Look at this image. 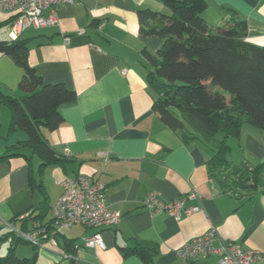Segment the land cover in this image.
<instances>
[{"label":"crops","instance_id":"obj_1","mask_svg":"<svg viewBox=\"0 0 264 264\" xmlns=\"http://www.w3.org/2000/svg\"><path fill=\"white\" fill-rule=\"evenodd\" d=\"M207 2L208 21L222 24L226 10L233 8L248 22V39L264 46V0ZM143 8L167 10L160 0H64L56 6V25L30 26L16 37L9 28L11 17L0 14V39H26L29 63L44 81L62 82L77 94L60 107V127L44 129L50 145L68 158L64 165L40 170L41 159L30 151L29 159L0 161V229L7 230L4 221L22 228L20 216L32 209L52 220V206L64 191L61 181L88 174L105 182L110 207L122 212L120 221L110 227L62 229L56 245L31 243L21 252L35 256V264H144L138 255L124 253L137 242L158 250L152 264H221L215 257L192 260L176 253L212 228L216 244L233 241L259 251L257 264H264V192L220 189L210 172L214 150L201 139L184 141L153 108L156 93L147 81L151 62L144 49L156 55L162 39L139 32L138 10ZM23 77L13 56L0 52V90L23 96ZM11 118L10 107L0 102V154L29 137L25 130H10ZM228 143L234 164L253 168L264 163V129L244 123ZM152 191L165 199L196 192L198 198L188 204L200 210L180 219L149 213L143 200ZM98 230L105 248L82 245L83 236ZM71 241L79 244L74 253L64 248Z\"/></svg>","mask_w":264,"mask_h":264},{"label":"trees","instance_id":"obj_2","mask_svg":"<svg viewBox=\"0 0 264 264\" xmlns=\"http://www.w3.org/2000/svg\"><path fill=\"white\" fill-rule=\"evenodd\" d=\"M160 1L168 11L138 10L139 32L162 39L156 55L144 49L151 62L146 77L156 93L154 110L184 141L201 139L214 150L210 172L220 189L264 192V163L250 168L228 157V139L238 137L245 122L264 129V46L248 39V22L233 8L226 10L222 24L215 25L204 15L207 0ZM28 51L26 39H0V52L13 56L24 69L19 85L24 95L0 90V102L11 109L10 130L22 129L29 135L0 154V161L14 156L29 159L26 151H30L41 159L40 170H44L52 163L64 165L68 159L50 145L44 129L60 127L64 119L60 107L74 101L77 94L62 82H45L29 63ZM44 206L45 201L38 209ZM45 215L43 210L32 209L22 220V228L29 219L49 224L51 219H44ZM1 230L0 264H35V256L16 253L18 244L31 242L18 238L14 230ZM11 236L13 241L8 240ZM75 246L71 241L64 248L74 253ZM157 252L140 242L124 248L125 255L136 254L144 264H152Z\"/></svg>","mask_w":264,"mask_h":264},{"label":"built area","instance_id":"obj_3","mask_svg":"<svg viewBox=\"0 0 264 264\" xmlns=\"http://www.w3.org/2000/svg\"><path fill=\"white\" fill-rule=\"evenodd\" d=\"M64 0H0V14L11 17L9 25L15 37L24 28H38L56 25L59 22L56 6ZM64 188L62 195L52 206V220L49 224L34 221L28 229L17 227L4 221L5 227L14 230L16 236L34 244H58L62 229H70L76 225L86 228L110 227L116 225L122 212L112 209L107 200L106 184L100 178L88 174H79L76 178L67 177L61 181ZM198 198L196 192L182 195L175 199H165L152 191L143 200L149 213H167L177 219L191 215L200 210L198 205H190V199ZM27 215L20 216L23 220ZM217 230L194 237L176 250L179 256L197 260L215 257L221 264H257L262 258L259 251L244 249L239 243L220 240L215 243ZM13 241V237L8 238ZM82 245L105 248L100 231L81 238ZM76 247L79 244L76 243Z\"/></svg>","mask_w":264,"mask_h":264},{"label":"rangeland","instance_id":"obj_4","mask_svg":"<svg viewBox=\"0 0 264 264\" xmlns=\"http://www.w3.org/2000/svg\"><path fill=\"white\" fill-rule=\"evenodd\" d=\"M165 11H168V9L167 10H165ZM226 95L229 97L230 95H229V93L228 92H226ZM248 123L247 122H245V125H247ZM219 136H222V133L220 132L219 133ZM252 159H255V158H253L252 157ZM5 244V243H4ZM2 247H4V245L2 246ZM31 247V245L30 244H26V243H20V244H18V246H17V254L19 255V256H29V255H24V254H22V249H29Z\"/></svg>","mask_w":264,"mask_h":264}]
</instances>
